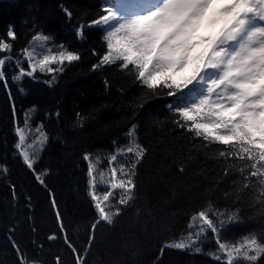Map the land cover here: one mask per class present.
<instances>
[{
	"label": "trees",
	"instance_id": "16d2710c",
	"mask_svg": "<svg viewBox=\"0 0 264 264\" xmlns=\"http://www.w3.org/2000/svg\"><path fill=\"white\" fill-rule=\"evenodd\" d=\"M120 7L0 0V264H229L220 243L264 264L263 137L208 100L205 48L194 84L151 83L164 53L144 62ZM36 36L74 58L28 73ZM24 122L45 136L31 169Z\"/></svg>",
	"mask_w": 264,
	"mask_h": 264
},
{
	"label": "rangeland",
	"instance_id": "374dc122",
	"mask_svg": "<svg viewBox=\"0 0 264 264\" xmlns=\"http://www.w3.org/2000/svg\"><path fill=\"white\" fill-rule=\"evenodd\" d=\"M120 1L119 12L127 25L140 34L138 51L144 62H150L158 49L164 53V65H156L150 73L151 83L169 74L194 84V77L199 73L194 60L208 47L214 61L224 68L223 78L213 84L215 99L212 101L207 95L208 100L227 112L245 117L248 132L264 139V0ZM226 36L232 37L226 39ZM31 45V52L23 53L30 74L51 71L74 58L46 36H36ZM23 127L28 129L29 144L26 148L20 131L16 130L18 149L23 162L31 169L45 136L37 133L32 137L35 127L27 122ZM218 245L209 254L213 253L215 258L222 247L223 254L227 255L225 260L233 258L229 264H246L257 255V252L254 256L250 254V245L242 248Z\"/></svg>",
	"mask_w": 264,
	"mask_h": 264
}]
</instances>
